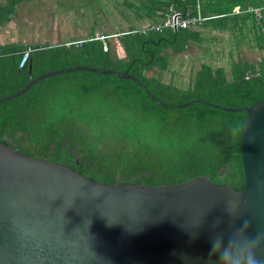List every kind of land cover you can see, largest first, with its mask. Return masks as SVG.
Listing matches in <instances>:
<instances>
[{
	"label": "water",
	"instance_id": "95a60500",
	"mask_svg": "<svg viewBox=\"0 0 264 264\" xmlns=\"http://www.w3.org/2000/svg\"><path fill=\"white\" fill-rule=\"evenodd\" d=\"M83 69L145 88L127 71L77 63L31 76L0 102L42 78ZM145 90L166 106L200 101L243 111V186L204 174L158 185L104 183L0 141V264H264V96L250 106L169 104Z\"/></svg>",
	"mask_w": 264,
	"mask_h": 264
},
{
	"label": "trees",
	"instance_id": "16d2710c",
	"mask_svg": "<svg viewBox=\"0 0 264 264\" xmlns=\"http://www.w3.org/2000/svg\"><path fill=\"white\" fill-rule=\"evenodd\" d=\"M121 2L133 9L136 18H145L141 23L145 21L147 24L130 23L126 27L127 32L116 37L119 49L105 40L108 48L103 50L101 41L90 39L77 45L76 55L94 54L104 63L103 69L127 71L135 76L145 88L130 78H117L139 107L160 108L162 111L168 107L156 103L145 89L165 103L168 99H176L177 103L174 104L198 98L225 106H250L264 96V54L251 57L249 51L253 48L264 53V0ZM169 7L184 16L199 14L204 19L175 29L167 26L157 29L149 27L161 24ZM253 7H259V15L250 9ZM143 27L145 29L142 31ZM218 38L225 39L226 43L220 45L216 52L226 49V55L222 60L214 57L215 61H211L212 50L216 49L214 46ZM203 42L207 44L204 49L209 59H200L196 66H191L187 87L182 88L172 76L177 73L173 70L170 57ZM72 45L74 44L33 46L28 55L32 59L31 74H27L28 58L23 66H18L17 58L11 67L10 80L0 82V96L19 89L31 76L77 64L76 59L68 62L59 58L62 52L70 53L72 47L76 46ZM11 51L17 52L14 48ZM20 55L21 53L19 57ZM118 55L123 56V60H117ZM12 57H16V54L11 53ZM166 70L170 72V76L163 79L162 73ZM49 77L51 76L38 80L24 93L0 102V141L9 144L16 151L61 162L104 183L137 182L158 185L181 182L204 174L214 183H227L234 189L243 186L239 149L245 115L243 111L223 110L200 101L182 107L172 105L178 109L173 119L177 123L186 119L190 127L185 136L187 144L183 149L177 150L175 157L150 160L147 148L143 147V151L130 150L123 144L102 152L84 147L82 137L57 133L56 128L45 127V133L29 128L28 125L38 124L37 121L29 122L28 119V114L38 111L34 88L37 83ZM167 115L164 114V117Z\"/></svg>",
	"mask_w": 264,
	"mask_h": 264
},
{
	"label": "rangeland",
	"instance_id": "374dc122",
	"mask_svg": "<svg viewBox=\"0 0 264 264\" xmlns=\"http://www.w3.org/2000/svg\"><path fill=\"white\" fill-rule=\"evenodd\" d=\"M94 4L96 9L90 4L92 12L105 11V14H110L114 21L118 19V14L121 17H124L125 13L128 18L136 17L133 9L128 8L121 0H94ZM75 5L79 7L77 0ZM126 32L127 29L103 34L106 35L103 40L116 38ZM99 35L95 33L86 40L97 39L102 42ZM86 40H80V43ZM76 41L66 42L76 46L72 45L74 47L70 53H60L59 58L68 62L76 59V63L79 61V64L103 68L104 63L94 54L76 55L77 45L80 44ZM205 43L189 46L184 53L170 57L173 70L177 73L172 76L180 87H187L191 66H196L200 59H206ZM72 56L74 57L71 58ZM118 56L117 60H123V56ZM169 76L170 72L167 70L162 73L163 79H168ZM33 93L38 111L28 114V119L29 122L37 121L38 124L28 126L36 132L37 130L44 132L45 127L56 128L57 133L82 137L84 147H92L102 152L120 147V144L138 151H143L145 147L149 151L147 157L150 160L175 157L178 154L177 150L183 149L187 144L185 136L190 129L189 124L186 119H181L178 123L173 119L178 109L168 106L162 111L160 108L139 107L133 96L125 92L124 86L119 84L117 76L113 73L99 74L87 70H72L37 83ZM166 101L174 104L177 100L171 98ZM166 113L168 115L165 118Z\"/></svg>",
	"mask_w": 264,
	"mask_h": 264
},
{
	"label": "crops",
	"instance_id": "0c3cea01",
	"mask_svg": "<svg viewBox=\"0 0 264 264\" xmlns=\"http://www.w3.org/2000/svg\"><path fill=\"white\" fill-rule=\"evenodd\" d=\"M77 1L79 7L75 5L76 0H0V82L10 80L11 67L27 47L69 45L66 42L86 40L95 33L118 32L125 29L129 22L147 24L145 21L141 23L145 18H128L126 13L124 17L118 14V19L114 21L105 11L96 14L90 10V4L96 9L94 0ZM107 40L119 49L115 37ZM224 43L225 39L218 38L211 61H215L214 57L222 60L226 55V49L216 52ZM12 48L17 52L11 51ZM249 51L251 57L264 54L253 48ZM11 53L16 54V57L11 58Z\"/></svg>",
	"mask_w": 264,
	"mask_h": 264
},
{
	"label": "built area",
	"instance_id": "2783aa9c",
	"mask_svg": "<svg viewBox=\"0 0 264 264\" xmlns=\"http://www.w3.org/2000/svg\"><path fill=\"white\" fill-rule=\"evenodd\" d=\"M251 10H253L255 12L256 15H259V7H253L250 8ZM204 19L203 16H200L199 14L196 15H182L181 13H179L178 11H175L174 9H172L171 7L168 8V13L166 15V17L164 18V20L162 21L161 24H157V25H150L149 27L151 28H160V27H186L189 26L191 24H195L196 22H199L200 20ZM145 28H142V31ZM102 42H101V47L103 50L107 49V43L105 40H103L104 37H106V35L100 34L98 36ZM77 43H80V40L76 41ZM32 51V48L27 47L26 49H24L21 52L20 58H19V62H18V66H23L24 63L26 62L29 53Z\"/></svg>",
	"mask_w": 264,
	"mask_h": 264
}]
</instances>
